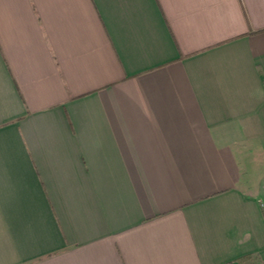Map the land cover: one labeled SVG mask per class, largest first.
Wrapping results in <instances>:
<instances>
[{
  "label": "crops",
  "instance_id": "1",
  "mask_svg": "<svg viewBox=\"0 0 264 264\" xmlns=\"http://www.w3.org/2000/svg\"><path fill=\"white\" fill-rule=\"evenodd\" d=\"M264 0H0V264H264Z\"/></svg>",
  "mask_w": 264,
  "mask_h": 264
},
{
  "label": "trees",
  "instance_id": "2",
  "mask_svg": "<svg viewBox=\"0 0 264 264\" xmlns=\"http://www.w3.org/2000/svg\"><path fill=\"white\" fill-rule=\"evenodd\" d=\"M263 213H264V210H263ZM239 261L242 264H255L254 257L251 254H247V255L240 257Z\"/></svg>",
  "mask_w": 264,
  "mask_h": 264
}]
</instances>
